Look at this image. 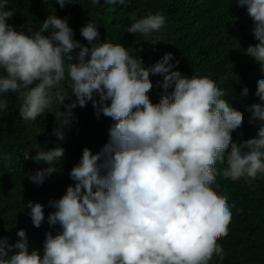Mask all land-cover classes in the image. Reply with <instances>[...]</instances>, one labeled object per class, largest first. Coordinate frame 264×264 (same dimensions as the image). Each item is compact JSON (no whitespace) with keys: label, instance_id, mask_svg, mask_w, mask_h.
I'll list each match as a JSON object with an SVG mask.
<instances>
[{"label":"clouds","instance_id":"9594fccd","mask_svg":"<svg viewBox=\"0 0 264 264\" xmlns=\"http://www.w3.org/2000/svg\"><path fill=\"white\" fill-rule=\"evenodd\" d=\"M66 3L56 0L60 8ZM6 4L0 0V97H22L18 114L25 123L57 106L51 130L57 141L76 121L77 106L90 102L95 118L111 123L98 151L82 148L68 171L73 183L58 199L24 202L21 211L27 209L34 227L45 221L46 206L53 209L46 222L56 231L45 232L42 251L30 248L26 230L19 228L12 243L0 236V264H211L214 256L222 261L218 239L227 236L235 206L227 194L217 195L216 181L251 183L264 175V0H235L252 23L255 46L244 52L262 73L257 101L245 106L256 134L238 145L231 136L239 133L242 116L223 102L213 79L174 70L179 60L172 52L146 66L121 43L101 40L94 19L79 28L87 41L82 44L73 38L67 16L48 14L38 25L27 20L15 27ZM166 23L163 13H149L126 31L147 37ZM150 74L162 77L156 81L157 102L148 95ZM248 96L244 89L239 99ZM5 107L0 102V110ZM64 152L59 143L47 148L36 142L23 159L46 166L24 176L40 186L57 173ZM0 160L10 163L11 156L0 153ZM218 165L224 170L218 172Z\"/></svg>","mask_w":264,"mask_h":264},{"label":"trees","instance_id":"16d2710c","mask_svg":"<svg viewBox=\"0 0 264 264\" xmlns=\"http://www.w3.org/2000/svg\"><path fill=\"white\" fill-rule=\"evenodd\" d=\"M68 2L60 8L56 0H7L6 9L14 12L8 22L19 27L27 20L38 25L48 14L67 16L74 30L73 38L87 44L79 28L94 19L101 40L121 43L131 55H140L146 66L170 51L179 60L174 70L213 79L224 92L223 102L242 116L239 133L231 136L232 144L238 145L256 134V126L248 123L245 106L257 101L254 92L262 73L259 64L244 52L255 46L252 23L245 12L237 8L235 0H130L124 5H106L104 0L96 4L92 0ZM156 12L167 18L166 25L158 32L143 37L126 31L136 19ZM150 79L153 87L148 95L157 102L161 89L156 81L162 77L150 74ZM244 89L249 96L242 101L239 97ZM65 92L70 93L66 86ZM0 102L6 104L0 110V153L7 152L11 156L10 163L0 160V236H8L12 243L18 239L16 230L24 228L30 248L42 251L45 232L55 234L56 231L46 222L48 212L53 209L46 206L45 221L34 227L27 209L21 211L24 202L32 200L47 205L49 199H58L66 186L73 183L68 171L78 161L82 148L87 146L93 152L98 151L106 142L111 120L104 116L97 120L90 102L83 108L77 106L73 109L76 121L64 129V139L57 141L51 135L56 126L57 106H53L51 113L46 111L35 121L25 123L18 114L22 103L19 94L9 93L0 97ZM36 142L47 148L59 143L65 149L61 163L57 164V173L40 186L24 176V172L46 166L43 162L37 164L23 159V152L34 149ZM216 170L223 171V165H218ZM216 186L220 189L217 195L227 194L229 203L235 207L227 236L218 239L225 257L219 261L214 256L211 264H264V175H258L251 183L243 179L226 183L217 179Z\"/></svg>","mask_w":264,"mask_h":264}]
</instances>
